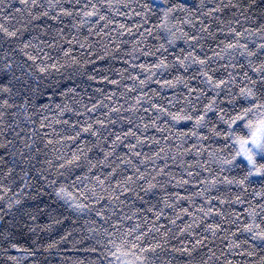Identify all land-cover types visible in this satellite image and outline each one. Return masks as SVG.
I'll use <instances>...</instances> for the list:
<instances>
[{"label": "snow or ice", "instance_id": "1", "mask_svg": "<svg viewBox=\"0 0 264 264\" xmlns=\"http://www.w3.org/2000/svg\"><path fill=\"white\" fill-rule=\"evenodd\" d=\"M19 4L0 0V222L15 213L35 220L41 211L23 197L42 153L40 179L69 209L86 214L95 239L85 249L95 256L88 264H233L236 256L264 252V0ZM125 34L134 46L120 57L125 41H117ZM177 41L185 47L169 51ZM75 45H87L97 60H124L132 83L123 85V101L114 91L84 97L75 87L46 83L53 72L81 63ZM139 56L153 59L136 63ZM89 79H97L95 69ZM150 83L180 91L157 101L159 90L145 91ZM145 143L156 147L145 152ZM17 156L31 167L17 172L19 162L8 159ZM157 190L156 203L144 199ZM127 193L144 206L125 211ZM4 240L0 264H21L11 249L35 255L11 232Z\"/></svg>", "mask_w": 264, "mask_h": 264}, {"label": "trees", "instance_id": "2", "mask_svg": "<svg viewBox=\"0 0 264 264\" xmlns=\"http://www.w3.org/2000/svg\"><path fill=\"white\" fill-rule=\"evenodd\" d=\"M8 2L13 3L16 7L20 6L19 0H5L6 4ZM9 11H12V9H9ZM135 19L136 18H132L133 21ZM12 22L15 23V21ZM131 22L132 21H129V23ZM68 23L69 21L66 19L65 25ZM37 30L39 31V29ZM134 31L135 30L133 29V32ZM28 35L29 32L26 31L25 37L27 38ZM84 35H87L86 31ZM115 35L116 34L114 33L113 36L115 37ZM78 39L83 40V36H79ZM89 39L90 41H95L98 37L92 36ZM120 41H125V43L121 44V48L119 49V56L124 57L125 51H130L134 46V42L133 38L127 34L120 37L117 42L119 43ZM151 42L156 43L155 40H151ZM101 43L107 44V38L101 41ZM182 47H185L183 41H177L176 46L170 48L169 51L179 52ZM75 48L76 51L73 54L81 58V63L65 67L59 72H53L46 83H52L53 87L56 86V83H59L61 88L75 87L77 92L84 97L95 95L99 98L100 93L97 91L98 89H102L105 94H110L114 91L116 93L114 100L123 101L125 99V97L121 96V93L125 91L123 85L132 83L127 79V76L131 74V69H129V72L127 73L122 72V69L127 67V65L124 64V60L110 56H105L104 59L97 60L95 56H88L87 45L84 49H80L79 45H75ZM93 51L99 55H103V50L101 49L94 48ZM108 51L115 52L117 50L114 47H110ZM52 54L56 56L58 55V52L53 50ZM137 55L139 54L137 53ZM89 58L94 62L91 64L84 63V60ZM152 59V57L139 56V60L136 61V63H147ZM94 69L97 79L92 80L89 79V77L94 74ZM137 71H139V69H137ZM101 74L109 76L110 79L121 80V84L117 86L103 81L100 79ZM165 77L170 78L167 73H165ZM193 83H198V81H193ZM149 89L160 91V96L154 97V99L161 102H166L163 100L164 97L171 99L174 91H180V89H161L155 83H150L148 88L145 89L150 96L152 95V92L149 91ZM60 99L59 96L56 97L57 102ZM98 115L99 112L92 114L93 118ZM151 115L152 114L149 113V116ZM132 119L135 120V115L132 116ZM122 126L126 128L127 122H123V125L118 123L115 125V129L119 131ZM28 127L30 128L31 126ZM56 127L59 128L60 126L57 125ZM25 131H27V129ZM154 132V129L149 130V134H154ZM125 143H127V141ZM155 147L154 144L145 143L143 150L150 153ZM125 150L126 149L122 146L119 151L123 152ZM97 151L98 149H94L93 153H90V156L96 155ZM44 158L45 157L42 153L39 154L36 159L32 161V165H35V167L23 163L18 156L15 158H8L10 160L15 159L19 162L17 172H19L20 167H23L26 170L31 167L29 179L33 187L25 188L23 199L25 205L29 208L35 209L36 206L39 205L41 211L34 212V215H36L35 220H29L27 216H21L20 213L6 216L5 220L0 222V245L7 246L4 236L7 232H11L15 242L31 249L35 253V255L24 257L23 254L18 253L15 249H11L10 251L12 255L21 258V264H77L78 261H83L84 264H88L89 259L95 260V256L90 255L85 249L94 245L95 239L91 238L93 234L87 231L88 226L84 223L85 218H87L86 214H79L72 209H69L63 201L56 199L55 193L52 189L48 188L46 182L40 179V175L36 169L41 167V164L38 163V161H42ZM44 167H47V165H44ZM37 181H39V185L37 184ZM40 185L44 186L43 192L39 191ZM257 187L259 186L257 185ZM249 192H251V189H249ZM126 195L128 196V200L125 202V211H128L129 208L134 206H144L143 201L139 200L135 193H127ZM161 196L162 193L157 190L155 195L150 193L145 196L144 199L156 203V200ZM45 205H47V207ZM92 218L95 219L94 216ZM21 220L29 227H35V231H29V227H25L20 223ZM8 221H12V223H8ZM56 221L59 222L57 223ZM225 227H227V225H225ZM62 236H64L65 239L61 240ZM53 242H55L54 246L49 248L48 245ZM216 245L222 247L219 240L216 241ZM261 255H264V252H258L256 256L252 257L236 256L233 258V264H245V261H247L248 264H258ZM0 259H5V257L0 256ZM9 264H11V262H9Z\"/></svg>", "mask_w": 264, "mask_h": 264}]
</instances>
